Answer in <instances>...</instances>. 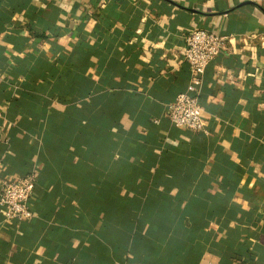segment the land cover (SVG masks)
<instances>
[{"label":"crops","instance_id":"obj_1","mask_svg":"<svg viewBox=\"0 0 264 264\" xmlns=\"http://www.w3.org/2000/svg\"><path fill=\"white\" fill-rule=\"evenodd\" d=\"M195 26L264 34V0H0V177L37 175L0 264H264V46L208 65L186 131Z\"/></svg>","mask_w":264,"mask_h":264},{"label":"built area","instance_id":"obj_2","mask_svg":"<svg viewBox=\"0 0 264 264\" xmlns=\"http://www.w3.org/2000/svg\"><path fill=\"white\" fill-rule=\"evenodd\" d=\"M254 40H259L264 46V34L258 32L221 34L195 26L187 34L182 56L189 66V83L186 90L179 92L166 108V115L174 126L190 132L207 133L198 95L206 68L220 54L237 45L240 51L256 48ZM36 179L34 171L15 179L0 177V206L6 220L21 222L33 216L31 201Z\"/></svg>","mask_w":264,"mask_h":264}]
</instances>
